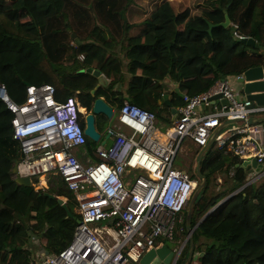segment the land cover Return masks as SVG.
<instances>
[{
    "label": "trees",
    "instance_id": "16d2710c",
    "mask_svg": "<svg viewBox=\"0 0 264 264\" xmlns=\"http://www.w3.org/2000/svg\"><path fill=\"white\" fill-rule=\"evenodd\" d=\"M171 1L161 0L148 19L131 24L126 12L134 0H0V83L18 103L26 99L27 85L52 84L59 100L77 94L89 110L98 97L114 106L121 101L114 97L118 93L121 104L130 101L171 123L172 108L160 102L166 79L179 84L171 101L179 108L185 95L202 94L220 78L264 66V0H183L177 13ZM225 11L231 25L210 33V22L224 21ZM87 67L110 79L95 95L91 91L99 80L81 72ZM13 117L0 98V264H31V251L24 247L30 233L45 240L50 253H59L72 241L81 216L61 177L39 189L16 182L13 168L21 146L13 136ZM98 117L108 126V117ZM216 144L202 159L206 185L190 222L197 262L264 264V176L241 189L249 181L248 168ZM97 145L88 138L82 150L92 154ZM195 175L200 186L197 169ZM188 231L186 219L176 238ZM189 249L190 242L176 264H185Z\"/></svg>",
    "mask_w": 264,
    "mask_h": 264
},
{
    "label": "built area",
    "instance_id": "2783aa9c",
    "mask_svg": "<svg viewBox=\"0 0 264 264\" xmlns=\"http://www.w3.org/2000/svg\"><path fill=\"white\" fill-rule=\"evenodd\" d=\"M56 94L54 85L29 84L26 99L18 103L0 83V98L14 114L13 136L21 145L17 174L30 177L35 187L61 177L75 195L81 216L72 241L59 253L36 254L45 241L30 234L32 264H141L163 239L174 240L199 184L189 172L176 168V157L188 140L206 146L225 120H240L241 125L218 135L217 148L264 164V122L249 121L264 106L252 107L250 100L240 99L228 77L202 94L185 95V104L165 130L158 128L155 112L124 101L118 117L132 133L109 127L107 134L114 140L109 146L100 140L92 154L82 150L88 140L83 122L91 110L77 96L61 101ZM217 95L227 104L212 103ZM209 105L214 110L202 113Z\"/></svg>",
    "mask_w": 264,
    "mask_h": 264
},
{
    "label": "water",
    "instance_id": "95a60500",
    "mask_svg": "<svg viewBox=\"0 0 264 264\" xmlns=\"http://www.w3.org/2000/svg\"><path fill=\"white\" fill-rule=\"evenodd\" d=\"M230 25H231V19L229 17L228 12L225 11V20L220 23L210 22V28L208 31L211 33L213 31V28L215 27H218V26L229 27ZM242 40L246 43L257 45L256 40L254 39L243 38ZM81 72H89L98 77L99 83L91 91L92 95H95L97 90L100 87L107 86L110 81L106 77V75L102 73L101 70L95 69L93 67H87L83 69ZM239 82L243 86L242 91L245 94L246 99L252 102L251 104L252 107L264 106V66L263 65L248 69L241 77H239ZM221 97H222L221 95L214 96L212 98V101H213L212 103L221 102L222 104H227V100L225 98L220 99ZM118 99L122 101L123 97L119 96ZM171 101H172V96L170 95V93L163 94L162 98L160 99L161 104L165 103L168 106H170L172 108V112L176 115L177 109L172 107ZM115 111L116 110L114 106L109 104L104 97L96 98L93 102L91 112L85 118V123H86V127L84 129L85 135L90 140L94 142H99L102 138V133L98 131L97 129V125H96L97 116L105 115L109 119H112L115 115ZM239 121L240 120H231V122H239ZM249 121L251 124L264 122L263 120L255 122L253 118H250ZM220 130H221L220 128H217L214 131V134L210 142L201 149L197 157V173L201 177L202 183L194 191L191 197L188 209H187V227L191 230L192 233H193V229H191L190 227V222H191L194 205H195L197 198L199 197L200 193L202 192L203 188L206 185V178L200 172L202 159L204 157L205 152L209 149V147L215 141L216 137L219 135ZM104 141L105 140H103V142ZM17 165H18V160H15L13 173L16 175V179H15L16 182L19 185L25 186V187L33 186V183L30 177H22L20 175H17L18 173ZM243 166H246L251 174L255 172H261V171L264 172V164H259L257 162V159L245 160L243 161ZM252 180H255V179H252ZM250 182L252 181H249L243 187L247 186ZM243 187L241 189H243ZM241 189H239L238 191H240ZM233 194L235 193H232L231 195L219 201V203H217V205L213 207L206 215H208L217 206H220V204H222L224 201L229 199ZM47 195L52 198H56L55 195H52L50 193H47ZM58 200H59V203L67 207L64 197H58ZM206 215L204 216V218L206 217ZM189 240H190V249H189L188 257H187L185 264H192L194 256H195V243H194V238L192 234ZM177 256H178V253L176 254L175 251H173L166 243H163L161 246L157 248H153L150 251H148L141 259V264H174Z\"/></svg>",
    "mask_w": 264,
    "mask_h": 264
},
{
    "label": "rangeland",
    "instance_id": "374dc122",
    "mask_svg": "<svg viewBox=\"0 0 264 264\" xmlns=\"http://www.w3.org/2000/svg\"><path fill=\"white\" fill-rule=\"evenodd\" d=\"M173 1H174L173 2L174 8L177 11H179L181 9V7L183 6V0H173ZM160 2H161V0H134V3L132 5H130L129 9L126 12L127 18H130L132 20H137V21L142 20L146 16H148L150 13H152L156 9V7L159 5ZM200 6H204V5L201 4ZM74 38H76V35ZM120 104H121V101L116 102L114 104L116 111H118ZM98 118L99 117L97 116V121H96L97 129H99L98 131L102 132L103 136L105 137L104 134H105L106 130L108 129L110 122L112 124L114 119L112 121H111V119H108V122H109L108 126L105 125L104 127H102L101 124L99 123ZM116 118L117 119H116L115 124L118 121V116H116ZM108 142L111 143L112 139H109ZM95 143L99 144V142H95ZM196 149H200V148L198 146H196L192 141L188 140L186 145L184 143L181 151L179 152L178 156L176 157L175 166L179 169H184V170L188 171L191 176L195 177L198 180V178L195 175V171L197 169V154H195ZM187 150L189 153H187V154L183 153ZM21 158H22V155H21L20 159ZM34 181H37V179H34ZM41 187L44 188L47 186H42V184H40V186H38V188H41ZM76 211H77V207H76ZM184 213H186V211H184ZM190 233L192 234V232H190ZM188 236H189V231H188L187 235L185 236V238H181V239L175 238L174 240L163 239V242L166 243L172 250L177 251ZM189 242H190V240L187 242V244ZM24 244L31 246V245H33V242L30 238H27V240L24 242ZM196 254L197 253H195V256H196ZM195 260L197 261V256L195 257ZM196 263H198V262H196ZM133 264H135V263H133Z\"/></svg>",
    "mask_w": 264,
    "mask_h": 264
},
{
    "label": "crops",
    "instance_id": "0c3cea01",
    "mask_svg": "<svg viewBox=\"0 0 264 264\" xmlns=\"http://www.w3.org/2000/svg\"><path fill=\"white\" fill-rule=\"evenodd\" d=\"M173 0L171 1V4H172V6H173ZM158 7V6H157ZM157 7H156V9H157ZM174 7V6H173ZM155 9V10H156ZM154 10V11H155ZM174 10H175V12L177 13L178 11L174 8ZM153 11V12H154ZM152 12V13H153ZM152 13H150L148 16H146L144 19H142V20H132V19H130V18H127V15H126V18H127V20H128V22L129 23H131V24H139V23H142L143 21H145L146 19H148L149 17H150V15L152 14ZM198 13H200V12H198ZM261 52H264V49L263 50H261ZM228 79H230V84H231V86L236 90V92H238V95H239V97H240V99H246V96H245V94L243 93V91H242V84L239 82V78H238V76H230V77H228ZM164 85H166V87H167V91L165 92V93H170V95L173 97V92L175 91V90H179V84H177V83H175V82H173V81H171L170 79H166L165 81H163L162 82ZM119 96H122L123 97V95H118V93H116V94H114V97L115 98H118ZM124 98V97H123ZM121 106V105H120ZM119 106V107H120ZM115 108V107H114ZM116 110V109H115ZM214 110V108H213V106H211V105H209V106H207V107H203V109H202V113H207V112H211V111H213ZM116 116H118V115H116ZM175 118V114L173 113V116H172V122H173V119ZM251 118H253L254 119V121L256 122H258V121H264V111H258V112H255V113H253L252 115H251ZM116 117H114V121L112 122V124H111V126H116V125H119V121H117V123L115 124V122H116ZM172 122L170 123L168 120H159L158 119V128L160 129V130H165L168 126H170L171 124H172ZM115 124V125H114ZM241 125V122L239 121V122H231V120H225V121H223L222 122V124H221V126H219L218 128H220L221 130H220V133H219V135L220 136H223V135H227V134H229L230 132H232V131H234L237 127H239ZM122 128L124 129V130H128L127 129V127H125V126H122ZM109 141V140H108ZM188 141H186L185 142V145H186V143H187ZM201 149H196V153L195 154H197L198 153V151H200ZM183 153H185V154H187V153H189L188 152V150L187 151H185V152H183ZM177 168V167H176ZM179 169V168H178ZM188 172V171H187ZM262 176H264V174L263 175H260V173L259 172H255V173H253V174H251L250 172H249V181H252V182H250L248 185H250L251 183H253V182H255V181H257L259 178H261ZM52 178V177H51ZM50 178V179H51ZM49 179V180H50ZM252 179H255V180H252ZM49 180H47L46 182L44 181H42L43 183H41L42 184V186H47L48 187V181ZM248 181V182H249ZM247 182V183H248ZM246 183V184H247ZM245 184V185H246ZM246 187V186H245ZM37 189H39L38 187H36ZM41 188H43V187H41ZM244 188V187H243ZM65 199V198H64ZM65 201H66V199H65ZM185 214V216H186V219H187V211H186V213H184ZM202 219L204 220L205 218H204V216L202 217ZM201 219V221H200V223L203 221ZM189 231H191L190 229H189ZM194 231H195V228H193V233H194ZM193 233H192V236H193ZM194 238V237H193ZM47 243V242H46ZM164 243V242H163ZM162 243V244H163ZM161 244V245H162ZM26 247H29V250L31 251V259L33 260V251L31 250V247L33 246V245H31V246H28V245H26V244H24ZM160 245V246H161ZM43 246V245H42ZM40 247V250L39 251H37L36 252V254H41L42 256H45V255H47L48 253H50L48 250H47V248H46V244H45V246L44 247ZM173 251H175V250H173ZM39 252V253H38ZM175 253L177 254L178 253V250L177 251H175ZM196 256H197V254H196ZM195 256V257H196ZM178 261V260H177ZM196 262V261H195Z\"/></svg>",
    "mask_w": 264,
    "mask_h": 264
},
{
    "label": "clouds",
    "instance_id": "9594fccd",
    "mask_svg": "<svg viewBox=\"0 0 264 264\" xmlns=\"http://www.w3.org/2000/svg\"><path fill=\"white\" fill-rule=\"evenodd\" d=\"M108 79H109V78H108ZM109 80H110V79H109ZM51 85H52V84H51ZM74 96H77V94H74V95L71 96V97H74ZM77 97H78V96H77ZM78 98H79V97H78ZM79 101H80V99H79ZM80 102H81V101H80ZM81 104H82V103H81ZM176 109H178V108H176ZM88 110H89V109H88ZM90 110H91V109H90ZM118 110H119V109H118ZM116 113H117V114H116ZM116 115H118V111H115V115H114V117H116ZM114 117L111 119V121L114 119ZM84 125H86L85 122H84ZM109 127H111V122H110ZM109 127H108V128H109ZM113 127H114V126H113ZM107 130H108V129H107ZM107 130H106V133L104 134L105 137H104L103 134H102V139H101L102 141L105 140V139H106V136L108 135V134H107ZM20 146H21V145H20ZM19 160H20V159H19ZM19 160H18V162H19ZM17 175H18V174H17ZM33 186H34V185H33ZM196 188H197V187H196ZM195 190H196V189H195ZM223 199H224V198H223ZM220 201H221V200H220ZM65 203H66V201H65ZM30 234H32V233H30ZM30 234H29V238H30ZM39 238H40V237H39ZM40 239H41L43 242L45 241V240H43L42 238H40ZM45 244H46V241H45ZM45 244H41L40 247H41L42 245H43L42 247H44ZM24 247L27 248V249H29V247H26L25 245H24ZM40 247H39V248H40ZM195 261H196V260H195V257H194V259H193V263H194ZM32 262H33V260H32ZM32 262H31V264H32ZM196 262H197V261H196ZM193 263H192V264H193ZM197 264H198V263H197Z\"/></svg>",
    "mask_w": 264,
    "mask_h": 264
},
{
    "label": "bare ground",
    "instance_id": "6f19581e",
    "mask_svg": "<svg viewBox=\"0 0 264 264\" xmlns=\"http://www.w3.org/2000/svg\"><path fill=\"white\" fill-rule=\"evenodd\" d=\"M118 121H119V125H116V126H114L115 128H117V129H122V130H124L123 128H122V126H124L122 123H121V121H120V119H119V117H118ZM126 127V126H125ZM128 130H126L127 131V133H132V131L131 130H129V128H127ZM136 136V138H138V135H135ZM109 139H112V141L114 140V136L113 135H111V134H109L107 137H106V139H105V141H104V144L106 145V146H109L111 143H109L108 142V140Z\"/></svg>",
    "mask_w": 264,
    "mask_h": 264
}]
</instances>
